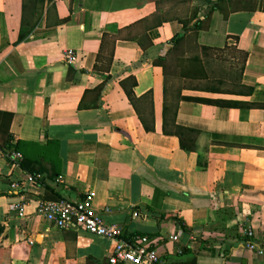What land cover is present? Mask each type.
Returning a JSON list of instances; mask_svg holds the SVG:
<instances>
[{"label": "crops", "instance_id": "crops-1", "mask_svg": "<svg viewBox=\"0 0 264 264\" xmlns=\"http://www.w3.org/2000/svg\"><path fill=\"white\" fill-rule=\"evenodd\" d=\"M229 4L0 0V264H111L37 214L88 192L174 264H264V0Z\"/></svg>", "mask_w": 264, "mask_h": 264}, {"label": "built area", "instance_id": "built-area-1", "mask_svg": "<svg viewBox=\"0 0 264 264\" xmlns=\"http://www.w3.org/2000/svg\"><path fill=\"white\" fill-rule=\"evenodd\" d=\"M209 2L211 0H203ZM65 62L74 64L78 59L77 51L67 49L64 53ZM7 156L15 166H19L23 159V154L16 150L7 151ZM27 181L33 182L40 177L39 175H27ZM19 184H12V188H16ZM94 192H88L79 200L58 199V200H40L37 206V214L45 219L53 222V224L61 229L80 228L91 234L109 238L114 242V247L110 255L111 264H174L170 260L164 259L157 248L154 246L153 240L146 235H133L126 237L123 229L118 224L108 223L98 213L94 205ZM26 202H18L14 208L19 211L20 216H25ZM253 231L247 233L246 248L257 252L259 255L264 254V240L256 242L250 238ZM172 239L177 240L178 236Z\"/></svg>", "mask_w": 264, "mask_h": 264}, {"label": "trees", "instance_id": "trees-1", "mask_svg": "<svg viewBox=\"0 0 264 264\" xmlns=\"http://www.w3.org/2000/svg\"><path fill=\"white\" fill-rule=\"evenodd\" d=\"M222 2L224 1H228V0H220ZM230 4V8H232L233 10H244V9H251V7L253 6V0H229ZM178 39L175 40V43L177 42ZM144 46V45H143ZM161 59H159V63H161ZM136 83V79L133 78V84L132 86H134ZM123 87L126 90L127 95L129 96V98L133 97L134 92L132 88H129L125 82H122ZM197 101H201V102H208V103H214V104H218V105H226L228 102H225L224 100H213V99H201V98H197ZM23 163V159L21 160L20 164ZM40 172H36L33 173V176L39 175ZM176 218L179 219V221L182 222V220L178 217L175 216Z\"/></svg>", "mask_w": 264, "mask_h": 264}]
</instances>
